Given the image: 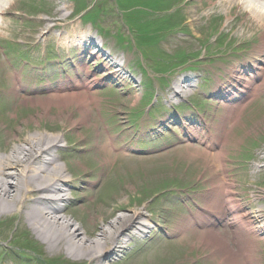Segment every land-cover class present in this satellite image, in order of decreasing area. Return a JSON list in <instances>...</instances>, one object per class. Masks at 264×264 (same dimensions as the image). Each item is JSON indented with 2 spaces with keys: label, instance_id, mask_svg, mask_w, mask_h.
<instances>
[{
  "label": "rangeland",
  "instance_id": "1",
  "mask_svg": "<svg viewBox=\"0 0 264 264\" xmlns=\"http://www.w3.org/2000/svg\"><path fill=\"white\" fill-rule=\"evenodd\" d=\"M83 1L80 6L76 0H15L4 15L0 150L10 147L19 132L57 138L51 154L70 181L65 193L69 199L59 203L60 213L86 238H93L98 228L117 216L141 214L147 234L126 237L116 254H106L100 264H228L215 247L201 241V227L196 225L193 232L189 229L192 217L208 207L212 197L207 192L218 186L219 171L208 161L205 140L186 136L184 119L199 114L210 136L218 137L226 107L231 106L223 99L224 89L238 80L249 89H261L247 104L240 125L227 137L225 149L230 160L242 161L230 165L227 172L234 198L247 205V197H264V137L260 136L264 135V83L260 77L252 80L264 68L259 61L264 62V25L247 6L221 5L219 0H173L176 18L182 19L184 28L179 22L171 25L173 14L171 9L164 10L162 0ZM60 5L66 7L65 12H59ZM24 8L42 12L28 17L21 12ZM83 10L87 11L84 21L79 15ZM182 28L184 33H176ZM66 35L77 36L75 40L87 35L96 38V43L100 37L104 45L83 54L73 46L75 40L60 44ZM161 52L197 56L162 76L150 69L167 63ZM106 56L122 65L111 69ZM187 77L193 78L194 87L186 96L175 97L173 89ZM76 80L94 85L89 94L75 92L80 99L90 96L86 123L73 125L82 120L75 104L66 109L52 107L45 115L37 104L55 97L64 101L72 94L66 90ZM247 96L236 97L239 101L235 103ZM207 98L212 100L204 103V109L198 107ZM175 108L178 111L172 120L169 113ZM148 133L154 137L145 138ZM210 136L206 135L207 142ZM139 139L150 142L138 143ZM163 146L162 153L153 154ZM244 162L255 167L250 170L251 165ZM254 203L256 207L259 202ZM259 206L264 209L263 199ZM8 209L0 207V264H91L82 254L74 257L64 249H49L18 212L12 214ZM220 223L215 234L230 245V230ZM253 238L260 243L257 257L264 264V239Z\"/></svg>",
  "mask_w": 264,
  "mask_h": 264
},
{
  "label": "bare ground",
  "instance_id": "2",
  "mask_svg": "<svg viewBox=\"0 0 264 264\" xmlns=\"http://www.w3.org/2000/svg\"><path fill=\"white\" fill-rule=\"evenodd\" d=\"M14 1L0 0V39L6 31L3 26V17L10 6L14 4ZM219 3L221 5H245L252 12L254 19L264 25V0H219ZM65 11L66 7L60 5L59 12L63 13ZM76 37L73 35L63 36L60 39V44L75 40ZM77 40L76 46L81 44L89 48H95L94 44L96 43L87 35L79 36ZM74 43L76 42L74 41ZM262 56H264V46ZM106 61L109 62L108 64L112 62L108 57H106ZM259 61L260 64L264 63L262 60ZM112 67H119V64L112 62ZM255 77H260L262 83H264V68L260 67ZM183 83L188 84L189 81L184 80ZM236 85H239V83L236 82ZM71 89L72 94L65 96L64 101L59 97H55L37 105L47 115L52 107L66 109L69 105L75 104L82 120L73 123V125L86 123L90 116L87 110L90 100L88 101L89 98L85 96L86 100L82 94V99H80L74 90L80 89V91L89 92L90 85L83 84L82 87L75 86ZM179 91L182 92V90ZM246 91L252 99H255L254 97L258 93L255 88L249 90L248 87L244 86L242 93L245 94ZM245 108L246 104L242 103L236 108H227V119L230 120L232 116L229 128L226 131L223 128L224 138L222 141L216 140L214 144V147L220 146L217 155L219 157L218 165H220L223 172V184L219 182L216 187L217 197L210 200V203H208L210 210H207L211 211L209 213L220 216L221 220H224L230 229L235 228H233L232 235L237 238L238 245L235 247L230 246L229 243L225 244L223 237L215 234V231L210 229H206L200 237L202 242L205 241L209 246L215 247L223 257L222 259H227L225 261L228 264H253L250 240L245 239L246 236L240 238V231L245 229L246 226L250 230H259L264 225L261 220V213L264 210L260 207L252 211L244 209L238 200L234 198L236 193L233 192L232 183H228L226 179L228 169L224 165V161L227 152L224 147L228 143L227 137L233 133L234 128L240 125L241 115ZM56 139L39 134L25 136L22 132H19L10 147H4L0 150V207L4 210L10 207L8 211H11L12 214L18 212L21 219L30 225L37 236L48 245L49 249H57V251L64 249L74 257L82 254L83 258L88 259L91 264H100L102 257L106 254H116V249L121 247L126 237L132 239L137 234H146L147 226L145 225L147 224L141 223L140 213L133 212L130 215L117 216L113 221L108 222L107 226H101L98 228L97 235L93 238H86L79 233L78 228L75 227L70 218L66 214L60 213L62 210L58 202L67 200V197L63 196L67 192L66 189L70 181L64 175L63 166L56 164L57 158L51 155ZM209 157L211 158V156ZM117 210L126 211L122 208ZM196 221L198 224H206L207 220L199 217ZM242 225L245 227H242ZM259 262L258 259L257 263Z\"/></svg>",
  "mask_w": 264,
  "mask_h": 264
}]
</instances>
